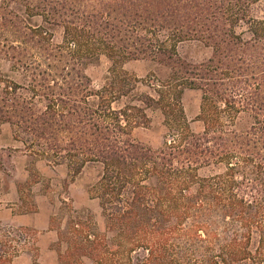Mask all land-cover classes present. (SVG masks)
Wrapping results in <instances>:
<instances>
[{
	"label": "trees",
	"instance_id": "16d2710c",
	"mask_svg": "<svg viewBox=\"0 0 264 264\" xmlns=\"http://www.w3.org/2000/svg\"><path fill=\"white\" fill-rule=\"evenodd\" d=\"M257 1L0 0V126L17 152L64 166L69 182L86 167L98 174L89 194L104 232L69 223L57 264H264ZM184 43L210 56L181 59ZM101 57L110 68L95 90L85 69ZM137 61L161 77L123 70ZM186 91L200 95L197 131ZM148 112L166 130L156 150L132 138L150 126ZM5 248L0 242V264H13Z\"/></svg>",
	"mask_w": 264,
	"mask_h": 264
},
{
	"label": "rangeland",
	"instance_id": "374dc122",
	"mask_svg": "<svg viewBox=\"0 0 264 264\" xmlns=\"http://www.w3.org/2000/svg\"><path fill=\"white\" fill-rule=\"evenodd\" d=\"M253 16L258 19L264 18V0H258L253 5ZM60 39L61 34L58 31L54 35V43H59ZM177 52L181 59L193 62H201L210 56V50L205 49L197 43H184L178 46ZM109 68L110 63L104 57L86 67L85 73L90 78L95 90L104 84ZM0 69L3 72L6 71V66L3 62H0ZM123 70L139 79H145L151 73H154L157 77H161L158 67L142 61L129 62L123 66ZM141 91L145 92L146 89L141 88ZM199 104L200 95L198 92L186 91L184 93L182 105L185 116L190 122L193 131L199 129V124L194 121L198 115ZM148 116L150 118V126L134 130L132 138L156 150L162 146L166 130L163 127L159 113L148 112ZM11 136V130L8 125L0 126V142H4L7 137L10 139L9 146L4 142L3 144L7 147L0 151V166L4 179L12 177L11 174L15 163H23V161H18L16 155H13V152L19 153L17 150L21 148V145L14 144ZM36 163L38 164V169H35L36 167L33 166ZM26 164L31 180L38 178L43 180V190L51 204L49 225L51 233L45 236V238L39 239V236L32 231H20L23 232L21 236L17 229L0 227V242L4 243L6 246L4 250L8 254L15 256L13 264H31L33 259H36L39 264H57L58 250L64 252L66 249L60 233L66 231L69 223L84 222L85 226L92 231L104 232V221L100 208L97 201L91 199L89 194V189L97 179V170L86 167L79 176L72 182H69L67 170L64 166L51 167L43 162H35L30 157L26 160ZM44 167H48V172L44 170ZM51 169L55 170L51 171ZM39 170L40 173H47L46 176L41 177ZM25 199L28 200L26 204L30 208L33 207V202L30 201L29 195H26ZM29 202L31 205H29ZM8 239L11 241V244L6 242Z\"/></svg>",
	"mask_w": 264,
	"mask_h": 264
},
{
	"label": "crops",
	"instance_id": "0c3cea01",
	"mask_svg": "<svg viewBox=\"0 0 264 264\" xmlns=\"http://www.w3.org/2000/svg\"><path fill=\"white\" fill-rule=\"evenodd\" d=\"M4 142L9 146L10 139L7 137ZM4 142H0V151L7 147L3 144ZM13 143L18 144L14 141ZM13 155H16L18 161H23V163H15L12 177L7 179H4L0 166V227L17 229L23 232L32 231L39 236V239L45 238L51 233L49 227L51 204L43 190V180L38 178L31 183V176L26 164L28 157L15 152H13ZM33 166L38 169L37 163ZM44 170L48 172V167H44ZM53 170L55 169H51V171ZM46 174L40 173V176L43 177ZM27 184H30L28 189H26ZM26 195H29L30 201L33 202L31 208L26 204L28 203V200L25 199ZM29 205H31L30 202Z\"/></svg>",
	"mask_w": 264,
	"mask_h": 264
}]
</instances>
